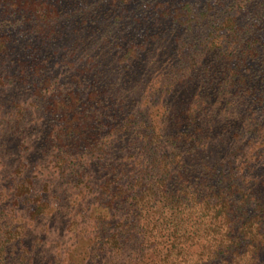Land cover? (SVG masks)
Wrapping results in <instances>:
<instances>
[{
  "label": "rangeland",
  "instance_id": "obj_1",
  "mask_svg": "<svg viewBox=\"0 0 264 264\" xmlns=\"http://www.w3.org/2000/svg\"><path fill=\"white\" fill-rule=\"evenodd\" d=\"M48 1L57 3L50 22L30 10L0 19V264L109 262L96 139L66 175L45 149L57 96L116 132V149L111 136L104 151L136 154L127 129L139 126L159 138L160 154L196 161L193 179L203 163L215 165L212 183L235 171L223 185L251 199L247 215L253 200L264 203V0ZM19 104L31 113L11 129ZM254 256L264 264V248Z\"/></svg>",
  "mask_w": 264,
  "mask_h": 264
},
{
  "label": "trees",
  "instance_id": "obj_2",
  "mask_svg": "<svg viewBox=\"0 0 264 264\" xmlns=\"http://www.w3.org/2000/svg\"><path fill=\"white\" fill-rule=\"evenodd\" d=\"M0 7L2 20L13 12L23 15L26 10L33 12L38 22L56 19L57 3L48 0H0ZM68 95L66 99L50 98L48 113L57 124L48 131L45 149L53 147L55 166L66 175V170L74 172L76 166H82L92 151V136L96 139L103 168L97 190L106 226L100 243L108 248L107 264H254V253L264 248V232L259 225L264 220V203L253 200L254 213L247 215L244 207L251 199H238L231 180L223 185L224 178L236 179L235 171H222L221 181L212 183L209 180L215 165L203 163L198 164L201 168L193 179L188 173L197 166L196 161L181 162L176 150L160 154L159 138L149 136L139 126L125 128L134 137L129 145L138 141L136 154H128L127 149L121 156L104 151V143L111 136L109 150L116 149V132L111 127L97 129L90 123L92 116L76 108ZM41 101L43 96L35 103ZM21 105L10 114L11 129L22 126L31 113L30 105ZM85 179L86 174H79L78 181ZM257 207L259 211H255ZM109 213L116 216L112 231L108 230ZM94 243L96 247L98 243Z\"/></svg>",
  "mask_w": 264,
  "mask_h": 264
}]
</instances>
